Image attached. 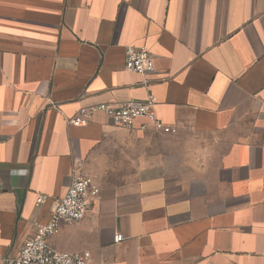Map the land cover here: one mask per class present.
Returning <instances> with one entry per match:
<instances>
[{
    "label": "crops",
    "instance_id": "obj_1",
    "mask_svg": "<svg viewBox=\"0 0 264 264\" xmlns=\"http://www.w3.org/2000/svg\"><path fill=\"white\" fill-rule=\"evenodd\" d=\"M128 46L148 49L154 71L127 70ZM132 99H153L175 131L102 111L70 123ZM77 174L101 195L50 239L59 250L264 264V0H0V264Z\"/></svg>",
    "mask_w": 264,
    "mask_h": 264
},
{
    "label": "built area",
    "instance_id": "obj_2",
    "mask_svg": "<svg viewBox=\"0 0 264 264\" xmlns=\"http://www.w3.org/2000/svg\"><path fill=\"white\" fill-rule=\"evenodd\" d=\"M125 67L135 73L148 75L155 69L152 53L144 48L128 46L125 55ZM153 99L136 101L134 99L120 104H100L81 108L70 120L74 126L89 123L98 111L106 113L114 123L125 128H133L139 119L141 130L152 125L157 131L174 132L175 129L160 119L153 110ZM101 188L87 175L77 174L67 194L58 199L47 222L37 225L34 234L27 239L17 255L8 257L5 264H97L90 250L65 251L55 248L50 239L57 235L63 224H75L81 221L93 203L100 199ZM45 200L43 195L37 198V204ZM125 240L121 233L114 237L115 243Z\"/></svg>",
    "mask_w": 264,
    "mask_h": 264
}]
</instances>
